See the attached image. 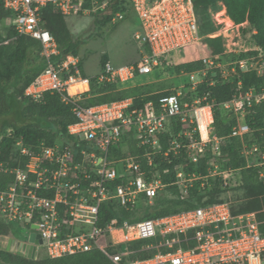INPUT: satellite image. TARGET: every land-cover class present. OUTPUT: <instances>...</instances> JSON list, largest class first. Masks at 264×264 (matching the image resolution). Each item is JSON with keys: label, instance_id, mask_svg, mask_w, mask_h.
<instances>
[{"label": "built area", "instance_id": "obj_1", "mask_svg": "<svg viewBox=\"0 0 264 264\" xmlns=\"http://www.w3.org/2000/svg\"><path fill=\"white\" fill-rule=\"evenodd\" d=\"M128 2L140 21V29L134 32L133 37L144 45V49L134 63L114 66L106 61L98 73L99 81H125L137 72L151 73L159 66L161 57L163 59L165 55L182 52L201 38L198 15L192 0ZM48 4L67 16L101 13L105 9V2L0 0V8L9 12L7 19L11 21L9 24L13 30L38 40L41 45L40 54L45 66L26 87L25 95L39 99L43 91H55L63 101L73 103L75 121L68 125V133L86 141L91 150L81 149L84 158L80 163L75 162V153L70 146L55 144L41 146L34 151L18 140L16 145L20 154L27 157V162L24 167L10 169L13 180L6 188L0 189V220L20 224L27 234L34 225V230L42 239V243L36 245L37 255L38 247L42 245L44 255L49 258L96 248L115 264H264V209L260 211L263 214L261 218L257 211L234 214L226 200L199 204L157 218L121 222L112 218L106 225H98L101 203H116L126 210H133L138 207L143 196L151 202L166 187L157 172H146L135 156L119 159L109 157L110 147L121 139L127 129L133 130L139 147L145 146L143 156L150 165L154 154L167 156L179 152L184 146L190 159L197 162V153L209 144H212L213 152L218 154L220 139L210 133L213 121L211 105L194 106L198 100H192L191 103L185 100L183 89L161 96L156 104L149 100L140 109H130L132 97L89 106L79 104L82 95L90 92V77L77 68L73 69L77 63L74 55L68 54L54 61V56L58 54L57 42L43 26L41 12ZM122 17L123 14L117 12L112 20ZM212 22L215 28L207 34L212 38L229 37L234 30L236 32L239 24H234L224 4L212 13ZM235 43L234 39L227 38L223 55L227 54V57L230 52H234L231 45ZM223 55H209L200 59L206 68H218ZM258 57L231 60V72H235L238 66L244 71L255 69L261 73L264 61ZM205 70L187 74L191 88L202 82L203 79L198 78L205 74ZM262 100L264 92L249 89L222 103V107L232 110L237 118L231 136L241 137L250 131L243 120L245 105ZM187 107L193 117L187 116ZM199 108H206L209 113L204 124L198 120ZM177 116L187 125L183 134L188 143L184 145L171 136L167 148L163 149L160 135L168 129L170 119ZM193 123L194 126L190 128ZM195 131L198 138L194 137ZM81 134L82 138L79 137ZM241 152L246 158L257 155L264 163V147L254 144L248 148L244 145ZM87 162L96 165L94 168L91 165L96 177L84 172L80 179L77 170ZM119 163L124 166L122 172L117 169ZM234 173L232 169H220L214 164L207 176L220 177L223 187L227 189L236 180ZM191 176L186 178L181 170H177L176 180L172 184L179 185L182 193L186 194L195 174ZM85 180H88V184L81 188L80 183ZM48 191L52 192V196L45 195ZM157 236L160 239L155 247H166V252L157 251L149 257L124 260L132 252L128 243ZM187 240H194V245L183 248L181 244ZM119 245H124V248L110 249ZM147 247H152V244Z\"/></svg>", "mask_w": 264, "mask_h": 264}, {"label": "trees", "instance_id": "obj_2", "mask_svg": "<svg viewBox=\"0 0 264 264\" xmlns=\"http://www.w3.org/2000/svg\"><path fill=\"white\" fill-rule=\"evenodd\" d=\"M192 1L198 15L201 34L199 41L202 51L206 50L210 55L224 54L223 38L220 36L213 38L207 36L215 28L211 21V11L214 12L219 8L221 2L225 5L228 14L235 23L246 22L249 30L254 31L251 35L254 45L252 54H255L256 57L260 54L261 57L258 58L261 59L264 57V0ZM98 2H105V9L95 15L97 25L110 22L117 12L131 10V7L128 9L130 6L128 0H98ZM41 12L43 26L51 32L57 42L58 55L54 56V61H58L68 54L76 55L78 42L72 37L66 25L65 16L54 10L52 4L43 7ZM8 16L9 12L0 8V23ZM9 25L7 36L0 33V189L6 188L13 180V175L9 170L17 166L24 167L27 162V157L20 154L16 145L18 140H21L24 145L34 151H37L41 146H53L60 141V145L71 147L75 153V162L80 163L84 158L80 153L81 149L84 148L88 152L91 150L86 141L68 133V125L75 121L72 112L73 103L63 101L59 93L55 91H43L39 99H33L25 95L26 87L43 70L45 61L40 54L41 45L39 41L28 35L17 33L13 30L11 24ZM241 30L245 32L247 29L243 26ZM146 51H148V48H146ZM228 58L237 60L244 58V55L241 54L235 57L233 54ZM106 59V56H104L101 60L102 68ZM164 63L165 61L161 57L159 65ZM77 67L82 68L80 61ZM203 69L206 70L202 82L190 94L193 98H202L200 103L211 105L213 121L210 133L220 139L218 143L219 153H214L212 144H209L197 153V162H194L190 159L187 147L184 146L179 152L169 153L167 156L161 153L154 154L150 165L147 164L146 158L143 156L145 146L139 147V141L135 138L133 130L131 128L127 129L121 139L110 147L109 157L119 159L135 156L146 172H157L161 182L166 185L165 192L169 195L164 199H160L159 194H157L151 202L143 196L138 207L133 210H126L116 203H101L99 207V226L106 225L112 218H116L117 222H121L123 219L131 217L138 210H142V217L144 218H157L180 209H188L199 204L222 200L220 194L226 189L222 185L221 178L207 176L209 169L214 164H217L220 169H232L235 172L236 186L242 192L237 199L242 201L234 207L231 205L232 213L257 211L259 218L263 216L260 211L264 209V163H261L262 160L257 155L254 156H257L259 160L250 162L249 158L252 155L246 158L241 151L244 145L248 148L254 144L264 147V100L259 103L252 101L250 105H245L243 120L250 131L241 137L230 135L232 127L237 123V118L232 110L224 109L222 103L249 89H253L255 92H264V71L261 73H258L255 69L244 71L236 66L235 73L229 80H226L223 78L220 69L206 68L201 59L175 66L177 73L183 72L187 77L190 72ZM136 75L145 74L137 72ZM98 77V74L90 77V92L82 95L79 104L89 106L127 97L121 92L113 93L118 87V82L99 81ZM238 82H240L239 89ZM186 87L191 88L190 80L186 83ZM168 93V91L156 93L141 91L132 96L133 102L130 109H140L149 100L156 104L158 98ZM87 95L91 96L86 98ZM185 100L190 101L191 99L186 97ZM203 119L205 120V116H203ZM193 126L194 123L189 127ZM167 128L165 133L160 135L163 149L167 148L171 136L184 145L188 143L187 137L183 134L187 128L180 121V117H172ZM194 137L198 138L196 131ZM13 146L16 147L14 153L11 152ZM96 152L100 153L99 150H96ZM9 155H11L10 158H8ZM83 165L84 167L77 170L78 177L82 179L84 172H90L91 177L95 178L96 173L91 170L92 164L87 162ZM92 166L93 168L96 167L95 164ZM177 170H181L186 178L195 174L191 187L188 188L186 194L182 193V188L179 185L172 184L176 180ZM117 182L119 181L117 180ZM87 184L88 180L82 181L80 187L85 188ZM45 195L52 196V192L48 191ZM15 225V222L0 220V235L9 233L13 237L12 233ZM159 239L160 236H157L128 243V248L132 252L124 260L149 257L157 251L166 252L168 250L166 247H155ZM150 243L152 247L148 248L147 245ZM181 245L183 248H188L194 245V240L184 241ZM123 248L124 245H119L110 249L119 250ZM0 264L115 263L99 249L93 248L89 251L56 258L39 256L38 254L35 259L19 252L0 250Z\"/></svg>", "mask_w": 264, "mask_h": 264}, {"label": "rangeland", "instance_id": "obj_3", "mask_svg": "<svg viewBox=\"0 0 264 264\" xmlns=\"http://www.w3.org/2000/svg\"><path fill=\"white\" fill-rule=\"evenodd\" d=\"M222 5L223 3L220 2L219 8L222 7ZM129 8L130 6L128 9ZM212 13L213 11H211V21ZM121 14H123L122 18H116V20H111L104 25H97L95 23L96 14L65 16L66 25L69 28L72 37L78 42L77 57L78 60L83 64L85 74L97 75L100 73L102 68L101 60L104 56H106V60H111V63L115 66L124 63H134L140 58L142 49H144V45L139 43L133 37L134 32L140 29V21L132 9L126 12H121ZM10 22L11 21L9 19H4L1 21L0 33L3 36L8 35ZM243 26H245L247 29L245 32H242L241 30ZM253 32L254 31L249 30L246 22H242L238 24V29L236 32L234 30V33L227 37L228 40L233 41L234 39L236 43L234 46L231 45V48L235 51L230 52L227 57V54L223 55L219 60L218 69L222 71L223 78L225 77L224 79L229 80L233 73H235L231 72L232 70L229 68V66H231L229 65L231 60L228 57L233 54L235 57L243 54L244 58L253 57L255 55L252 54L254 45L252 43L251 35ZM227 38H223L224 43H226ZM209 55L210 54L206 50L202 51V49H200V41L198 43L191 44L182 52H175L170 55L168 54L163 56L165 63L159 65L152 73L145 75L135 74L134 77L122 82L115 80L114 82H118V87L113 91V93L121 92L125 96L132 97L141 91L156 93L165 91L172 92L183 89L182 91L185 94V98L188 97V99H191L190 103L192 100H198V102L196 101L193 105H203L199 102L200 97L193 98V96H191L190 92L192 93L194 88L186 87V83H188L189 78L183 72L177 73L175 71V66L180 63L200 59V57ZM258 56L261 55L258 54ZM262 61H264V57H262ZM263 71L264 70L261 72ZM204 76L205 74H201L198 79L202 80ZM90 96L91 95H87L86 98H89ZM185 110H187V116H189V118L193 117L192 112L188 111V107ZM207 118H209V114L205 116V120ZM239 119L241 120L242 117H239ZM199 120L201 124H203V121H205L203 119V112L200 115ZM79 137L82 138V134L79 135ZM57 144H61V142L58 141ZM15 149L16 147L13 146L11 152L14 153ZM10 157L11 155L8 156V158ZM258 160V157L254 155L249 158L250 162H255ZM117 169L119 172H122L124 169L123 164L119 163L117 165ZM241 193V190H239V188L236 186V180H234L232 182V187L227 188L223 193H221L220 198L222 200L228 201L230 206L232 205V207H234L242 201L237 199ZM168 195L169 193L165 192V190L159 192L160 199H164L168 197ZM142 214V210L136 211L134 213L135 218H137L136 220H141L144 218L142 217ZM15 224L16 225L14 226V231L12 233L13 237L9 233L6 235H0V250H8L13 252V250L7 248L8 240L19 238L20 234H26V230L23 229L20 224ZM88 228L89 226H87V229ZM100 241H103V239H100ZM38 254L39 256H44V247H42V245L38 247Z\"/></svg>", "mask_w": 264, "mask_h": 264}, {"label": "water", "instance_id": "obj_4", "mask_svg": "<svg viewBox=\"0 0 264 264\" xmlns=\"http://www.w3.org/2000/svg\"><path fill=\"white\" fill-rule=\"evenodd\" d=\"M41 243L42 239L34 230V225H32L27 234L26 240L9 239L7 248L35 259L37 258L36 245Z\"/></svg>", "mask_w": 264, "mask_h": 264}, {"label": "crops", "instance_id": "obj_5", "mask_svg": "<svg viewBox=\"0 0 264 264\" xmlns=\"http://www.w3.org/2000/svg\"><path fill=\"white\" fill-rule=\"evenodd\" d=\"M96 14H98V13H96ZM112 20V19H111ZM58 55V54H57ZM72 55V54H71ZM74 56H76L77 57V54L76 55H74ZM62 58V57H61ZM60 58V59H61ZM59 59V60H60ZM78 57H77V63H78ZM106 61H110L111 62V60H106ZM76 63V64H77ZM124 64H127V63H124ZM124 64H121V65H124ZM115 66V65H114ZM117 66H119V65H117ZM75 68H77V69H79L80 71H81V73L82 74H85V71H84V68H83V64H82V68L80 69V68H78L77 67V65H75V66H73V69H75ZM85 75H87V74H85ZM88 77H91V76H94V75H87ZM115 80H118V81H120V82H122L121 80H119V79H115ZM115 80H113V81H115ZM127 80H129V79H127ZM127 80H125V81H127ZM128 97V96H127ZM130 97V96H129ZM57 145H59V146H61L60 144H57ZM137 218H135V216H134V214L131 216V217H129V218H126V219H123V220H129V221H138V220H136ZM122 220V221H123ZM13 239H15L16 240V238H13ZM9 241V240H8ZM7 246H8V242H7ZM14 252V251H13ZM45 256V255H44ZM37 257H38V255H37Z\"/></svg>", "mask_w": 264, "mask_h": 264}, {"label": "bare ground", "instance_id": "obj_6", "mask_svg": "<svg viewBox=\"0 0 264 264\" xmlns=\"http://www.w3.org/2000/svg\"><path fill=\"white\" fill-rule=\"evenodd\" d=\"M202 112H203V116H206V115L209 114L206 108H199V109L197 110L198 120H199V117H200V115L202 114ZM207 113H208V114H207ZM199 122H200V120H199ZM203 124H204V123H203Z\"/></svg>", "mask_w": 264, "mask_h": 264}, {"label": "flooded vegetation", "instance_id": "obj_7", "mask_svg": "<svg viewBox=\"0 0 264 264\" xmlns=\"http://www.w3.org/2000/svg\"><path fill=\"white\" fill-rule=\"evenodd\" d=\"M24 229V228H23ZM26 230V229H25ZM24 233V232H23ZM26 234H20V237L19 238H16V239H18V240H26V235H27V230H26V232H25Z\"/></svg>", "mask_w": 264, "mask_h": 264}]
</instances>
